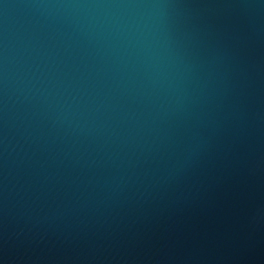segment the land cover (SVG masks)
Returning a JSON list of instances; mask_svg holds the SVG:
<instances>
[{
  "label": "water",
  "instance_id": "water-1",
  "mask_svg": "<svg viewBox=\"0 0 264 264\" xmlns=\"http://www.w3.org/2000/svg\"><path fill=\"white\" fill-rule=\"evenodd\" d=\"M0 264H264V0H0Z\"/></svg>",
  "mask_w": 264,
  "mask_h": 264
}]
</instances>
